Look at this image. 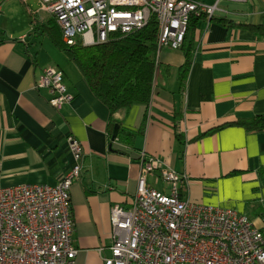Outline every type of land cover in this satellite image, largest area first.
<instances>
[{"label":"crops","instance_id":"0c3cea01","mask_svg":"<svg viewBox=\"0 0 264 264\" xmlns=\"http://www.w3.org/2000/svg\"><path fill=\"white\" fill-rule=\"evenodd\" d=\"M200 2L216 5L213 17L234 26L200 22L185 73L184 51L163 48L149 103L112 116L76 69L66 73L50 49L41 55V40L48 39L44 25L50 20L57 25L52 15L27 7L31 24L11 30L3 27L7 18L0 17V188L55 186L73 166L68 137L80 142L82 171L70 189L74 264H103L102 257L109 255L110 209L131 207L141 153L185 177L181 199L231 209L264 236V131L235 125L264 115V36L245 27L264 26V0ZM47 67L62 71L73 96L58 111L48 104L47 90L34 89ZM110 121L117 131L134 136L116 132L113 139ZM146 181L168 194L159 172Z\"/></svg>","mask_w":264,"mask_h":264},{"label":"built area","instance_id":"2783aa9c","mask_svg":"<svg viewBox=\"0 0 264 264\" xmlns=\"http://www.w3.org/2000/svg\"><path fill=\"white\" fill-rule=\"evenodd\" d=\"M243 3L246 0H224ZM52 15L67 46L102 44L156 22V55L180 50L191 14L213 17L216 5L189 0H39ZM49 92L56 111L68 105L63 73L47 67L34 83ZM73 166L55 186L0 188V264H74L70 189L80 179L83 149L69 136ZM140 174L131 207L110 209L111 246L103 264H264V236L245 216L228 208L203 206L180 198L185 177L141 153ZM160 173L169 192L149 186ZM104 249H98L102 254Z\"/></svg>","mask_w":264,"mask_h":264},{"label":"trees","instance_id":"16d2710c","mask_svg":"<svg viewBox=\"0 0 264 264\" xmlns=\"http://www.w3.org/2000/svg\"><path fill=\"white\" fill-rule=\"evenodd\" d=\"M189 1L199 2L200 0ZM204 20H215L226 28L234 26L232 22L223 18L209 19L205 15L191 14L184 42L180 48L184 51L186 59L183 73L188 71L190 66L194 31ZM245 27L259 36H264L262 25H245ZM43 34L57 50L67 56L93 97L109 110L111 116L118 110L128 109L136 104L149 103L158 59L156 55L158 28L153 18L145 27L129 35L122 37L112 35L106 42L88 47L83 46L79 41L72 46H67L62 40L59 27L52 20L44 25ZM235 125L249 132L264 131V115H258L251 120L237 121ZM113 126V121H110L108 133L110 137ZM221 128L222 126H218L214 130ZM123 133L134 136L130 132L117 131L118 135ZM177 137L180 136L177 135Z\"/></svg>","mask_w":264,"mask_h":264},{"label":"rangeland","instance_id":"374dc122","mask_svg":"<svg viewBox=\"0 0 264 264\" xmlns=\"http://www.w3.org/2000/svg\"><path fill=\"white\" fill-rule=\"evenodd\" d=\"M12 2L10 4H6L4 0H0V7H1V13L0 17L3 16L7 20L4 22L3 27L7 29H15V28H22L26 25L31 24L32 18L29 16V13L27 7H31V10L33 12H39L38 10L41 8L37 0H26V6L23 4V0H11ZM25 1V0H24ZM41 14V13H40ZM4 29V28H3ZM39 29L34 30V33H36ZM33 33V34H34ZM3 30L0 27V37H3ZM42 46H39V50L41 55H45V52L48 53V49H50L52 52L50 53L51 55L53 54L55 57H57L56 64L60 66L61 69H63L66 73L68 71H71L70 69L72 68V71L75 70V67L73 64L70 62V60L67 58V56L60 51H57L56 48L50 43V41L47 38H43L41 40ZM65 57V58H64ZM50 57H48L49 60ZM62 60V62L60 61ZM70 68V69H68ZM64 81L66 82L65 78Z\"/></svg>","mask_w":264,"mask_h":264},{"label":"water","instance_id":"95a60500","mask_svg":"<svg viewBox=\"0 0 264 264\" xmlns=\"http://www.w3.org/2000/svg\"><path fill=\"white\" fill-rule=\"evenodd\" d=\"M116 132H117V127L114 128L113 134H112V138L115 139L116 137Z\"/></svg>","mask_w":264,"mask_h":264}]
</instances>
